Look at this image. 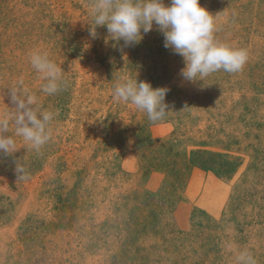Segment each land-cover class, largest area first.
Segmentation results:
<instances>
[{
  "label": "rangeland",
  "instance_id": "1",
  "mask_svg": "<svg viewBox=\"0 0 264 264\" xmlns=\"http://www.w3.org/2000/svg\"><path fill=\"white\" fill-rule=\"evenodd\" d=\"M91 3L0 0V114L19 81L58 110L40 153L11 126L17 150L0 152V264H237L245 250L264 264V0H199L248 60L196 82L155 22L133 46L91 36ZM34 51L60 65L62 91L42 92ZM123 76L169 89L164 120L114 100Z\"/></svg>",
  "mask_w": 264,
  "mask_h": 264
},
{
  "label": "clouds",
  "instance_id": "2",
  "mask_svg": "<svg viewBox=\"0 0 264 264\" xmlns=\"http://www.w3.org/2000/svg\"><path fill=\"white\" fill-rule=\"evenodd\" d=\"M90 15L93 27L90 35L96 36V26H106L113 39L123 40L124 46L138 44L143 33L152 30L153 22L164 36V47L183 57L185 67L181 76L189 82L203 81L210 74L223 70L227 73L242 71L248 60L244 49L232 48L215 38L216 25L212 14L201 7L199 0H92ZM31 67L44 81L41 90L51 96L67 86L63 71L49 58L47 52L34 51L30 57ZM167 87L153 88L150 83L123 76L113 87L117 102L131 103L146 112L150 122L164 120L169 112L165 103ZM10 103L14 110L0 114V152L10 155L17 150V142L8 135L10 126L14 135L21 137L29 150L40 153L52 138V122L57 111L42 110L36 95L23 89V81L10 89ZM34 106V107H32ZM9 109V108H8ZM20 180L29 174L25 163H17L14 169ZM237 264H256L253 255L240 251Z\"/></svg>",
  "mask_w": 264,
  "mask_h": 264
}]
</instances>
